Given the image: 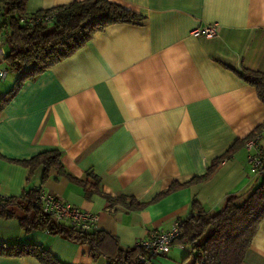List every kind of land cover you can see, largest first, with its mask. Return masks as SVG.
<instances>
[{
  "label": "crops",
  "instance_id": "0c3cea01",
  "mask_svg": "<svg viewBox=\"0 0 264 264\" xmlns=\"http://www.w3.org/2000/svg\"><path fill=\"white\" fill-rule=\"evenodd\" d=\"M71 1L27 0L25 11ZM110 1L144 18L94 32L24 81L0 113V192L19 196L41 187L97 215L96 228L125 249L188 216L192 199L213 212L228 194L256 184L244 146L207 180L184 183L264 127V102L238 74L244 67L264 72V0ZM207 23L217 24L215 36L192 35ZM48 149L60 151L71 179L50 173L42 181V166L31 174L22 163ZM92 174L99 191H86L96 186ZM172 183L180 186L167 191ZM105 194L132 197L144 207L115 202L107 208ZM13 243L41 245L61 264H108L104 257L92 259L84 244L45 230L25 232L15 218L0 217V244ZM172 247L165 255L178 258L182 248ZM0 264L41 263L0 254ZM243 264H264V219Z\"/></svg>",
  "mask_w": 264,
  "mask_h": 264
},
{
  "label": "trees",
  "instance_id": "16d2710c",
  "mask_svg": "<svg viewBox=\"0 0 264 264\" xmlns=\"http://www.w3.org/2000/svg\"><path fill=\"white\" fill-rule=\"evenodd\" d=\"M27 0H0L2 25L6 29L4 64L15 74L12 86L0 96V113L15 96L26 80H31L61 59L72 54L87 42L94 32L117 22L141 21L144 15L110 0H73L67 4L27 13ZM50 15L48 23H29L27 18ZM239 76L256 87L259 98L264 102V72L242 68ZM237 140L222 155L212 160L203 175L193 177L195 183L207 180L220 161L228 158L235 149L244 146L247 139ZM32 174L42 166V181L50 173L71 179L60 162V151L48 149L23 160ZM264 168V154H262ZM96 183L86 191H99L98 175L92 174ZM245 193L228 194L222 206L213 212L207 211L192 199L191 213L178 223V235L174 242L188 246L191 264H243L244 256L256 230L264 219V173L259 175ZM84 185V183H83ZM183 185V184H181ZM180 184L172 183L167 191ZM41 187H30L19 196H7L0 200V217L15 218L25 232L45 230L89 248L92 259L104 257L108 264H139L138 257L145 254L138 244L121 249L118 239L98 228L85 230L63 223H56L38 205ZM107 208L121 203L129 209H141L143 203L125 195L105 194ZM0 254L9 256H32L41 264H61L45 247L36 244H0Z\"/></svg>",
  "mask_w": 264,
  "mask_h": 264
},
{
  "label": "built area",
  "instance_id": "2783aa9c",
  "mask_svg": "<svg viewBox=\"0 0 264 264\" xmlns=\"http://www.w3.org/2000/svg\"><path fill=\"white\" fill-rule=\"evenodd\" d=\"M51 19L50 15L38 16L36 19L28 17L29 23L42 22L48 23ZM6 29L2 25V19L0 15V62H4L6 49H5V37ZM195 36H203L211 38L217 34V24L207 23L200 25L193 29L191 32ZM7 69H0V78H5ZM264 134V127L257 133H253L252 136L247 139L244 147L247 151V161L249 164L250 173L258 177L264 173L262 168V154H264V145L261 144L260 138ZM6 196L0 192V200ZM38 205L41 210L49 215L56 223H63L79 229L90 230L96 228L97 215L91 214L87 211H82L76 206L66 202L62 198L44 192L42 189L38 196ZM178 223H175L170 229L166 231L152 232L146 238L142 239L138 245L144 247L146 252L138 257L139 264H153V259L158 255H165L169 252L171 247L175 244L180 248L184 246L180 243H175L174 239L178 235ZM191 256V254H190Z\"/></svg>",
  "mask_w": 264,
  "mask_h": 264
},
{
  "label": "rangeland",
  "instance_id": "374dc122",
  "mask_svg": "<svg viewBox=\"0 0 264 264\" xmlns=\"http://www.w3.org/2000/svg\"><path fill=\"white\" fill-rule=\"evenodd\" d=\"M3 68H6V65L4 64V62H0V69ZM14 79H15V74L7 70V74L5 78L3 79L0 78V88L3 87L2 90L5 88L4 91H1L2 93L0 94H4V92H6L12 86ZM171 249H176V247H171ZM188 249H189L188 246L180 249L182 250L183 253L178 258L172 259L171 257H167L166 255L165 256L158 255L154 258L152 262L156 264L155 260L158 259L159 262H157V264H191V256L190 254L187 255L186 252Z\"/></svg>",
  "mask_w": 264,
  "mask_h": 264
}]
</instances>
